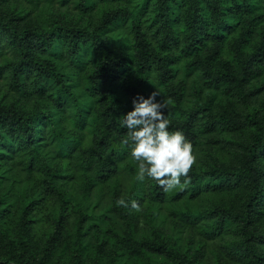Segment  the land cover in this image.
<instances>
[{
  "label": "trees",
  "instance_id": "1",
  "mask_svg": "<svg viewBox=\"0 0 264 264\" xmlns=\"http://www.w3.org/2000/svg\"><path fill=\"white\" fill-rule=\"evenodd\" d=\"M154 92L169 191L122 143ZM0 264H264V0H0Z\"/></svg>",
  "mask_w": 264,
  "mask_h": 264
},
{
  "label": "clouds",
  "instance_id": "2",
  "mask_svg": "<svg viewBox=\"0 0 264 264\" xmlns=\"http://www.w3.org/2000/svg\"><path fill=\"white\" fill-rule=\"evenodd\" d=\"M153 93L147 98L140 95L133 99V109L127 112L120 124L127 130L122 140L130 150L131 157L138 164L139 181L154 180L169 191L187 178L195 161L191 143L182 131H170V121L164 114L167 104L157 101ZM117 204L139 211V205L121 198Z\"/></svg>",
  "mask_w": 264,
  "mask_h": 264
}]
</instances>
